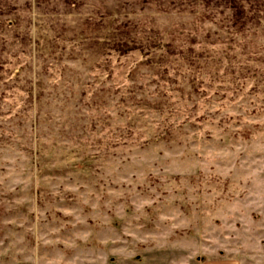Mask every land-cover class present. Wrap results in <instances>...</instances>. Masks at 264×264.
Listing matches in <instances>:
<instances>
[{
  "label": "rangeland",
  "instance_id": "rangeland-1",
  "mask_svg": "<svg viewBox=\"0 0 264 264\" xmlns=\"http://www.w3.org/2000/svg\"><path fill=\"white\" fill-rule=\"evenodd\" d=\"M0 264H264V0H0Z\"/></svg>",
  "mask_w": 264,
  "mask_h": 264
},
{
  "label": "trees",
  "instance_id": "trees-1",
  "mask_svg": "<svg viewBox=\"0 0 264 264\" xmlns=\"http://www.w3.org/2000/svg\"><path fill=\"white\" fill-rule=\"evenodd\" d=\"M242 17L244 18L243 15ZM128 27L130 28V24L119 25L118 29L120 32L116 35L117 39H114L115 49L120 51L123 55L144 47L136 35V29L131 32L128 31V33L124 32Z\"/></svg>",
  "mask_w": 264,
  "mask_h": 264
}]
</instances>
